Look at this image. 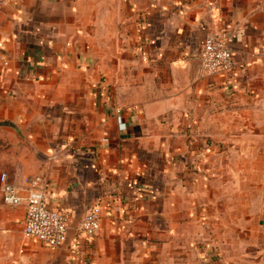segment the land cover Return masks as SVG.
Returning a JSON list of instances; mask_svg holds the SVG:
<instances>
[{"label":"crops","instance_id":"crops-1","mask_svg":"<svg viewBox=\"0 0 264 264\" xmlns=\"http://www.w3.org/2000/svg\"><path fill=\"white\" fill-rule=\"evenodd\" d=\"M221 32L234 70L208 76ZM0 54V175L70 219L27 240L0 184V264H264V0H10Z\"/></svg>","mask_w":264,"mask_h":264},{"label":"built area","instance_id":"built-area-1","mask_svg":"<svg viewBox=\"0 0 264 264\" xmlns=\"http://www.w3.org/2000/svg\"><path fill=\"white\" fill-rule=\"evenodd\" d=\"M10 0H0V8L6 6ZM201 67L208 76H218L234 70V56L227 45L223 33L209 35L202 48ZM0 62L7 67L8 60L0 54ZM121 127L124 126L121 115L117 117ZM107 141V140H106ZM41 179L27 180V196L22 197L21 190L9 181L6 173L0 175L3 202L11 207L26 203L27 213L24 222V238L35 240L50 249L63 247L68 240L69 216L63 212L48 207V194L40 189ZM102 211L100 206H93L85 215L81 224V234L85 238H95L101 229ZM79 243L72 246L73 257L77 258ZM23 253V251L21 252ZM27 264V263H24ZM75 264V263H70Z\"/></svg>","mask_w":264,"mask_h":264},{"label":"water","instance_id":"water-1","mask_svg":"<svg viewBox=\"0 0 264 264\" xmlns=\"http://www.w3.org/2000/svg\"><path fill=\"white\" fill-rule=\"evenodd\" d=\"M14 125L10 122H0V127H13Z\"/></svg>","mask_w":264,"mask_h":264}]
</instances>
